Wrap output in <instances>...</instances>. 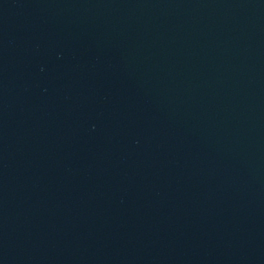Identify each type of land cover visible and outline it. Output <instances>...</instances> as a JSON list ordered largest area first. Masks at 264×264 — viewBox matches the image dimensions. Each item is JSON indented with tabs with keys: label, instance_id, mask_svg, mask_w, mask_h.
Masks as SVG:
<instances>
[{
	"label": "water",
	"instance_id": "95a60500",
	"mask_svg": "<svg viewBox=\"0 0 264 264\" xmlns=\"http://www.w3.org/2000/svg\"><path fill=\"white\" fill-rule=\"evenodd\" d=\"M264 69V0H0V213Z\"/></svg>",
	"mask_w": 264,
	"mask_h": 264
}]
</instances>
